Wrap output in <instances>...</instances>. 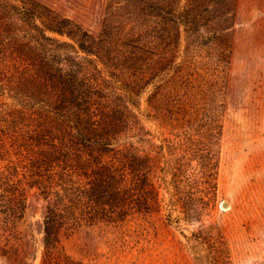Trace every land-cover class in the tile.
Returning a JSON list of instances; mask_svg holds the SVG:
<instances>
[{"label": "rangeland", "instance_id": "rangeland-1", "mask_svg": "<svg viewBox=\"0 0 264 264\" xmlns=\"http://www.w3.org/2000/svg\"><path fill=\"white\" fill-rule=\"evenodd\" d=\"M141 1L16 0L35 7L38 26L44 16H56L93 38L111 26L119 36H102L101 45L110 41L117 56L130 50L129 33L137 32L143 42H136L137 49L155 61L140 64L152 75L151 84L133 90L134 108L131 92L116 88L112 79L120 70L116 59L100 61L84 53L78 48L79 36L45 32L48 39H38V26L14 20L11 31L0 27L5 45L0 50V121L25 124L41 117L44 103L29 78L38 64L47 62L50 68L44 69L55 75L81 71L99 84L107 105H128L138 118L142 130L131 133L130 142L136 155L155 161L152 181L161 185L158 198L169 199L165 187L173 181L190 186L186 190L199 216L179 226L168 222L161 202L160 209L133 212L117 226L84 225L62 237L66 252L80 264H196L187 236L199 230L227 248L223 264H264V0H233L228 20L217 17L214 7L209 12L200 7L188 25L168 15H143L141 10L149 7L147 0ZM166 2L190 9L188 0ZM54 85L61 86L55 76L50 87ZM159 85L165 89L157 91ZM107 116L119 117L115 111ZM167 159H175L181 168L175 178ZM5 169L24 189L25 209L0 264H41L47 200L38 184H32L35 178L24 158L0 148V170ZM209 181L215 188L206 193Z\"/></svg>", "mask_w": 264, "mask_h": 264}, {"label": "trees", "instance_id": "trees-1", "mask_svg": "<svg viewBox=\"0 0 264 264\" xmlns=\"http://www.w3.org/2000/svg\"><path fill=\"white\" fill-rule=\"evenodd\" d=\"M15 1L0 0V27L9 32L14 20L38 26L35 20L40 15L35 7ZM147 2L149 10H141L143 15L158 18L168 15L171 20L184 25L195 22L194 11L200 7H205L206 12L214 7L217 17L228 20L233 6V0H188L190 9L186 11L175 2ZM44 18L37 27L41 33L37 35L38 39L47 40L45 32L66 33L74 38L79 36L82 40L78 42V48L84 53L99 60L111 58L112 62L116 59L120 69L112 78L116 81V88L130 91V104L138 107L135 101L137 93L133 90L147 87L151 84L149 75L152 76L141 70L140 64L155 60L152 56L143 58V52L137 49L136 42H140L137 32L129 33L130 50L117 56L110 41H105V46L101 45L100 37L108 36L113 40L119 36L112 34L111 26L108 25L100 37L93 38L75 30L76 25H71L66 19L56 16ZM30 48L27 47L28 51H32ZM4 49L5 45L0 43V50ZM159 60L165 59L160 57ZM46 67L50 68L47 62L38 64L29 77L44 103L39 107L41 117H33L25 124L15 120L0 121V148L24 158L30 168L29 175L35 178L32 184H38L47 200L42 214L41 264H80L66 252L61 240L84 225L117 226L133 212L160 209L161 202L166 206V219L171 224L179 226L181 221L199 216L200 211L192 202L193 196L190 190H186L190 186L179 181L165 187L169 194L167 201L158 198L157 189L161 185L155 186L152 181L155 161L136 155L130 142V134L142 128L128 105H107L110 101L100 95L99 84L89 80L81 71L67 70V74L59 72L55 75L48 73L44 69ZM54 76L61 82L58 89L55 85L50 87ZM161 86L157 91L165 89ZM10 96L15 99L14 95ZM114 111L119 117L107 116ZM8 129L10 132L6 131ZM166 164L172 176L177 177L181 168L175 159H167ZM205 172L210 174L208 169ZM13 174L7 169L0 170V255L11 249L12 241L16 239L17 224L23 219L25 209L24 189ZM204 188L208 193L215 188V183L209 181ZM187 242L196 264H223L228 256L222 242L202 230L187 236Z\"/></svg>", "mask_w": 264, "mask_h": 264}, {"label": "water", "instance_id": "water-1", "mask_svg": "<svg viewBox=\"0 0 264 264\" xmlns=\"http://www.w3.org/2000/svg\"><path fill=\"white\" fill-rule=\"evenodd\" d=\"M222 207H224V208H226V207H228V203L227 202H222Z\"/></svg>", "mask_w": 264, "mask_h": 264}]
</instances>
